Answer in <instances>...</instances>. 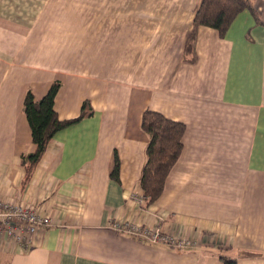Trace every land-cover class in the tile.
Instances as JSON below:
<instances>
[{
    "label": "crops",
    "instance_id": "obj_1",
    "mask_svg": "<svg viewBox=\"0 0 264 264\" xmlns=\"http://www.w3.org/2000/svg\"><path fill=\"white\" fill-rule=\"evenodd\" d=\"M200 0H0V199L50 216L25 251L0 237V264H264V0L224 36L196 31ZM58 131L24 187L33 152L23 111L54 81ZM150 109L184 123L161 194L138 204ZM114 152L119 181L110 178ZM161 219V220H160ZM128 220L194 242L151 244L109 226Z\"/></svg>",
    "mask_w": 264,
    "mask_h": 264
},
{
    "label": "trees",
    "instance_id": "obj_2",
    "mask_svg": "<svg viewBox=\"0 0 264 264\" xmlns=\"http://www.w3.org/2000/svg\"><path fill=\"white\" fill-rule=\"evenodd\" d=\"M254 1L257 0H200L194 12L192 29L185 42L184 55H189L191 60L194 59L196 31L199 26L213 28L220 36H224L237 15L244 10H248L256 23L260 24L258 13L254 9ZM59 86L60 82L54 81L46 94L38 100L31 91L25 94L23 111L30 126L35 149L33 152L22 155L24 175L21 187L29 181L53 136L58 131L92 114V108L86 100L82 103L80 113L76 117L59 119L54 109V98ZM141 128L149 136V141L139 185L145 197V204L150 206L161 194L166 175L182 151L185 125L167 118L160 112L146 109L141 116ZM119 166L117 153L114 152L109 175L117 182L119 181ZM220 259L223 264H237L234 258L220 256Z\"/></svg>",
    "mask_w": 264,
    "mask_h": 264
},
{
    "label": "built area",
    "instance_id": "obj_3",
    "mask_svg": "<svg viewBox=\"0 0 264 264\" xmlns=\"http://www.w3.org/2000/svg\"><path fill=\"white\" fill-rule=\"evenodd\" d=\"M136 202H145L143 194L136 197ZM161 220V219H160ZM52 224L50 216L41 214L36 208L23 202H8L0 199V237L17 244L25 251L32 245V238L38 230ZM109 226L119 233L143 239L151 244L170 248H189L194 242L165 233L161 225L147 226L128 220L110 221Z\"/></svg>",
    "mask_w": 264,
    "mask_h": 264
}]
</instances>
